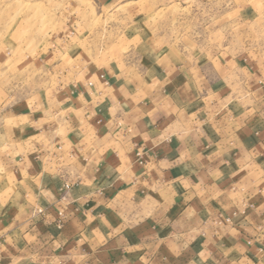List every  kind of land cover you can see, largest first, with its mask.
Here are the masks:
<instances>
[{"label": "crops", "instance_id": "obj_1", "mask_svg": "<svg viewBox=\"0 0 264 264\" xmlns=\"http://www.w3.org/2000/svg\"><path fill=\"white\" fill-rule=\"evenodd\" d=\"M90 15L0 96V264H264V55L135 24L102 46Z\"/></svg>", "mask_w": 264, "mask_h": 264}, {"label": "rangeland", "instance_id": "obj_2", "mask_svg": "<svg viewBox=\"0 0 264 264\" xmlns=\"http://www.w3.org/2000/svg\"><path fill=\"white\" fill-rule=\"evenodd\" d=\"M75 3L90 10L83 20L92 25L102 46L121 42L122 26L135 24L146 31V38L160 32L175 44L219 41L226 48L264 55V0H182L148 17H126L124 11L150 10L149 1L112 12L84 0H0V96L42 88L47 76L44 44L71 35L68 14ZM4 188L0 179V208L6 203Z\"/></svg>", "mask_w": 264, "mask_h": 264}, {"label": "built area", "instance_id": "obj_3", "mask_svg": "<svg viewBox=\"0 0 264 264\" xmlns=\"http://www.w3.org/2000/svg\"><path fill=\"white\" fill-rule=\"evenodd\" d=\"M70 188H71V185H69V184L65 185V190L66 191L70 190ZM38 213H42V210H39ZM60 226H61V224H60Z\"/></svg>", "mask_w": 264, "mask_h": 264}]
</instances>
